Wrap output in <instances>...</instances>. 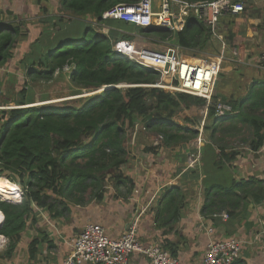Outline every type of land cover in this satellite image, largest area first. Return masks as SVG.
Listing matches in <instances>:
<instances>
[{
    "label": "trees",
    "instance_id": "trees-1",
    "mask_svg": "<svg viewBox=\"0 0 264 264\" xmlns=\"http://www.w3.org/2000/svg\"><path fill=\"white\" fill-rule=\"evenodd\" d=\"M138 1L60 0L63 14L58 19L59 23L82 19L83 26L78 30L81 34L72 33L70 38L63 35L67 39L59 41L54 49L46 50L43 56L35 60H25V75L34 81L51 80L56 72L69 67V81L78 88L73 94H80V89L95 90L121 84L128 86L103 89L90 98L82 99L78 105H27L30 102L20 99L12 104L17 107L0 110V178L2 183L4 177L11 180L5 179L6 184L1 190L8 191L0 196L3 199H0V211L4 216L0 235L9 240L4 256L13 250L28 224L38 223L36 208L46 210L53 216L63 215L70 205L84 202V195L78 196L77 192L85 193L89 188L96 189L93 193L90 191L94 199H101L103 176L109 173L115 175L120 165L129 159L126 129L132 127L134 115L144 114L145 117L151 104L171 108H177L181 103L187 104L185 106L188 108L192 104L205 106V100L200 97L186 93L172 94L151 86L161 78L158 71L128 60L114 51V44L120 40H133L134 36L129 32L132 24L106 19L103 14L116 4H134ZM184 1L201 3L213 0ZM93 20L102 29L101 34H98ZM6 26L0 31V66L14 57L17 40L25 36L18 25ZM106 26L110 28L104 32ZM137 33L148 37L147 42L152 49L158 50V46L169 43L193 57L209 52L218 53L220 48V43L212 38L210 29L193 18H187V24L179 31L138 27ZM25 92V88L21 87L19 93L24 95ZM263 94V102L259 103V91L256 90L255 94L248 92L234 103L235 111L232 109L223 116H215L214 108L209 107L207 113L212 120L206 130H211L210 136L215 135L216 125L222 121L248 123L254 136L249 145L252 151H257L264 140V112L258 113L260 105H264ZM214 99L217 97L214 96ZM77 100L79 98L74 99ZM243 102H248L246 111L242 107ZM2 105L10 104L6 102ZM171 120L167 117L148 118L145 128L162 133L166 130L164 127L171 124L174 131L164 133L168 138L164 139L165 145L180 139L186 143L200 135L187 124H172L169 122ZM188 122L186 120L185 123ZM207 147V152L214 150L210 144ZM216 149L209 159L215 160L219 153H224L222 147ZM230 158L233 160L232 156ZM250 181L254 194L264 193L263 180L250 178ZM246 184L232 181L227 188L207 187L206 193L210 189L220 191L232 207L243 197L238 191L245 193L248 190L251 193L244 186ZM13 193L15 195L11 197ZM172 199L168 200L166 206H174ZM37 243L38 238L30 241V255L34 254Z\"/></svg>",
    "mask_w": 264,
    "mask_h": 264
},
{
    "label": "crops",
    "instance_id": "crops-1",
    "mask_svg": "<svg viewBox=\"0 0 264 264\" xmlns=\"http://www.w3.org/2000/svg\"><path fill=\"white\" fill-rule=\"evenodd\" d=\"M242 1L245 6L242 14L238 17L220 18L222 23L227 18L235 20L234 29H228L226 37L220 35L226 44V50H229L227 54L225 50V54L227 60L234 64L233 70H239L238 64L232 58L233 50L239 52L241 68L248 66L259 70L250 77L249 86L255 81L254 86H258L259 91L258 101L262 103L264 66H257L256 61L264 55V0ZM160 4L161 0L159 6L152 10L157 12ZM62 14L60 0H0V31L6 25H18L25 35L17 40L14 47L15 59L11 58L0 67V81L9 79L11 82L14 80L20 83L24 74L17 77L15 72L24 70L26 57L34 50H52L64 39L57 34L63 28L58 20ZM73 20L83 23L82 19ZM129 27V32L134 36L133 40H138V27ZM109 28L106 26L104 32ZM101 30L97 32L101 34ZM75 33L81 34V31ZM64 35L67 36V32ZM165 44L157 49L177 47L174 44ZM139 46L152 49L150 45ZM178 52L180 53V49ZM35 53L37 54L36 51ZM204 55L214 56L210 52ZM6 72L10 75L5 76ZM250 87L244 91L245 95ZM8 100L10 105L6 106L2 105L6 102L0 101V109L14 107L10 97ZM247 104L242 103L244 110ZM259 112H264V105H260ZM193 141L195 139L187 143L162 144L155 149L148 148L152 153H146L147 148L141 150L144 140V143L140 141L137 145L132 143L133 147H128L129 159L120 165L117 171L120 175L110 177L107 185L110 192L107 193L106 190L100 200L91 198L83 204H72L60 216H53L46 210L36 208L38 223L26 226L7 256L4 254L9 240L0 235V250L4 251L0 254V264H63L71 252L74 237L87 222L100 224L111 239H118L136 217L138 239L144 246L160 245L184 264H198L209 243L229 238H236L240 244L238 258L233 264H264V238L258 233L260 221L264 218V193L254 194L250 181V178L264 181V140L257 151L251 150L252 159L246 154L239 164L226 162L224 165L222 160H204L203 149L198 159H191V149L197 151L191 146ZM223 166L233 171L229 185L232 181L246 182L248 184L244 186L251 191H238L243 197L232 207L231 202L225 200L220 191L210 189L206 193L207 187L220 186L216 181L206 184V177L213 170L220 172ZM170 198H173L174 206H166ZM0 213L2 214L1 211ZM3 219L2 214L1 225ZM33 238H38V243L35 245L34 254L30 255L29 245ZM129 264H147V258L141 253H134Z\"/></svg>",
    "mask_w": 264,
    "mask_h": 264
},
{
    "label": "built area",
    "instance_id": "built-area-1",
    "mask_svg": "<svg viewBox=\"0 0 264 264\" xmlns=\"http://www.w3.org/2000/svg\"><path fill=\"white\" fill-rule=\"evenodd\" d=\"M244 10L242 0H213L201 3L161 0L159 10L154 12L151 0H139L134 4H116L107 10L103 17L137 27L172 31L182 30L187 24V18L203 22L210 29L212 38L221 44L220 52L214 56L184 58L178 52V46L155 50L136 46L131 40H120L114 46V51L128 60L158 71L161 78L151 86L200 97L205 100L206 109L213 107L215 116H223L233 108L220 98L214 99L220 66L226 58V44L217 28L220 18L238 17ZM232 55L235 59L237 52L233 50ZM256 62L257 66H264V55ZM199 138L201 135L197 137ZM19 191L18 187L17 192ZM14 195L13 193L11 197ZM0 199L3 200L1 197ZM137 224L138 217L132 220L120 238L111 239L103 226L87 222L74 237L71 252L63 264H129L134 253L143 254L147 258V264H184L160 245L144 246L138 239ZM258 233L264 238V218L260 221ZM239 250L240 244L236 238L211 242L198 264H233L238 258Z\"/></svg>",
    "mask_w": 264,
    "mask_h": 264
},
{
    "label": "rangeland",
    "instance_id": "rangeland-1",
    "mask_svg": "<svg viewBox=\"0 0 264 264\" xmlns=\"http://www.w3.org/2000/svg\"><path fill=\"white\" fill-rule=\"evenodd\" d=\"M159 3H160V0H152V5H153L152 9H154L155 6L158 7ZM106 19H109V18H106ZM234 22H235L234 18H227L226 20L223 21V23L220 20L219 28H217V32L226 37L228 35L227 33L228 29H231V30L234 29ZM111 23H114V22H111ZM60 25L63 28L61 29V31L57 32L58 36L63 37V35L67 32V36H68L67 38H70V34L75 33L76 31L81 29L82 23L79 21L73 20L70 22H64ZM94 25L96 26V30L100 31L97 25L96 24ZM101 32L103 31L101 30ZM131 32H136V31L131 30ZM53 33L56 34V31H53ZM139 36L140 38H138V40L136 41L131 40L136 46H139L142 44L149 45L147 42L148 40L147 36H143V35H139ZM67 38H64V39H67ZM214 41L217 42L218 40L214 39ZM35 51L37 52V54L35 53ZM235 51L237 52V55L234 56L235 57L234 62L238 64L237 66H239V70L237 72L233 70L234 64L230 63L227 60V58H225L224 61H222L221 63V66H220L221 71L219 73L218 80L216 82V88H215L216 89L215 96L217 98H220L223 101L228 102L232 106L234 111L236 110L233 107L234 103L238 102L245 95L244 91L247 90L248 87L252 86L249 89V94L256 93L258 86H254L255 81L250 86L249 84L251 81L250 77L254 76L256 73L259 72L258 69H253L248 66H244L241 68V65L239 64H242V60L239 59L238 50H235ZM44 52L45 50H34L30 56L26 57V59L35 60L36 58L43 56ZM180 53L182 54L181 56H183L184 58L191 57L190 53L188 52L180 51ZM227 53H229V50H226V54ZM216 54L218 53H214V55ZM199 57H207V56L201 54V56ZM12 58H13L12 60L15 59L14 57ZM16 64L18 66V63ZM23 68H24V65H23ZM69 72H70L69 67H65L62 71L56 72L53 75L51 80H35L34 81L30 79V77L25 75L24 70L17 71L15 72V75L17 77H21L24 74V79H22V81L19 80V82L21 81L20 82L21 84L17 83L14 80H12L11 82L9 79L1 78L2 80L0 81L1 82L0 83V97L2 98L0 101L7 102V100L10 97L12 102H15V101L18 102L20 99H24L25 101L30 102L27 105H30V104H33V105L35 104L38 106H44L46 104H54V105H60V106L69 105V104L78 105L82 101V99L90 98L92 95L103 90V88L105 87L104 86V87H101L95 90L80 89V94H73L74 92L78 90V88L74 87L73 84L69 81V76H68ZM6 75H10V73L6 72L5 76ZM125 85L126 84H121V86H125ZM21 87H24L26 90L24 95H21V93H19ZM171 93L173 94L174 92H171ZM77 98H79V100L74 101V99H77ZM185 105L187 104L181 103L177 108H171V107L164 106V105L155 107L153 104H151V107L149 108V111L147 112L145 117H143L144 114L134 115L132 118V124H133L132 127L129 126V128L126 129L127 150L129 146H130L129 148L133 147L132 143L134 145H137V142L138 143L140 141L143 142V140L145 141V143L143 142L144 144L141 150H144L147 148L146 153H152V150H149L148 148L155 149L158 146L160 147L162 144H165L164 142L166 141L164 139L167 140L168 138L165 137L166 135H164V133L166 132L170 133L174 131L171 129L172 127L170 126L171 124H167L169 126L164 127V129L166 130H163L162 133H160L153 128L146 129L145 121L148 118H153V117L155 118L156 117H160V118L167 117V118L172 119L171 121H169V122H173L172 124H179V125L187 124L189 128H193L197 130L199 134L201 135V138L199 139L195 137L194 138L195 141H193L191 144V146H193V148L197 150L196 152H194V149H191V155H190L191 159H194V160L198 159V157H200V151H202V149L204 153L202 155H205L204 158L206 160L209 158H212L213 151L214 150L217 151L216 148L218 147H222L224 149L223 151L224 153H219L215 160H222L223 165L226 162L227 163L235 162L239 164L240 160L246 157V154L249 155L250 159L253 158L251 156L252 151L249 145L251 140L254 139V136L252 134L253 130H252L251 125H249L248 123H243L238 120L233 121L232 123L228 121L226 122L222 121L216 125V133L213 137H211L210 136L211 130L209 129L206 130V126H210V122L212 120V117L208 116V113H207L208 108L206 109L205 106L202 107L196 104H192L188 108ZM13 106L17 107L16 105H13ZM8 108L4 107L2 109H8ZM234 111H233V114H234ZM186 120H189V122L185 123ZM194 139H190V140H194ZM179 143H185V142H182V139H180L178 141H175L172 144H179ZM166 144H169V143H166ZM209 144L212 145L214 150H210L207 152L208 150L207 146H209ZM202 146L204 148H202ZM147 155H152V154H147ZM231 156L233 157V160H231L230 158ZM219 171L220 172H216L215 170H213L211 174H208V176L205 179V183L208 184V182L216 181L220 186L223 185L221 186L222 188H227L224 186L229 185L231 181V174L233 171L230 170V168L226 166H223L222 170H219ZM117 173L118 172H116L115 175L114 173H109L110 175L108 174L106 176H103L104 179L102 180V183L106 189H104V187L101 186L100 187L101 192L104 193L106 192V190H107V193L110 192V189H107V185L109 184V181L111 180L110 177L117 176ZM95 190L96 189L94 188H89V190L85 193L77 192V195L80 196L83 194L84 195L83 199H84V202L86 203L91 198H93L92 193L95 192ZM90 191H92V193H90ZM2 252L4 251L0 250V254Z\"/></svg>",
    "mask_w": 264,
    "mask_h": 264
},
{
    "label": "bare ground",
    "instance_id": "bare-ground-1",
    "mask_svg": "<svg viewBox=\"0 0 264 264\" xmlns=\"http://www.w3.org/2000/svg\"><path fill=\"white\" fill-rule=\"evenodd\" d=\"M127 85V84H126ZM104 89V88H103ZM6 179V178H5ZM4 179V182L2 183V186H0V196L7 193L8 190H1V188L6 184V180Z\"/></svg>",
    "mask_w": 264,
    "mask_h": 264
},
{
    "label": "water",
    "instance_id": "water-1",
    "mask_svg": "<svg viewBox=\"0 0 264 264\" xmlns=\"http://www.w3.org/2000/svg\"><path fill=\"white\" fill-rule=\"evenodd\" d=\"M119 86H121V85H110V86H105L104 87V89H106V88H110V87H119ZM125 86H128V85H125ZM0 227H1V223H0Z\"/></svg>",
    "mask_w": 264,
    "mask_h": 264
}]
</instances>
